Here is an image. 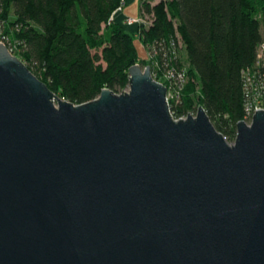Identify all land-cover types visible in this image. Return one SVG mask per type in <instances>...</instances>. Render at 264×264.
<instances>
[{"label": "water", "instance_id": "95a60500", "mask_svg": "<svg viewBox=\"0 0 264 264\" xmlns=\"http://www.w3.org/2000/svg\"><path fill=\"white\" fill-rule=\"evenodd\" d=\"M129 73L76 106L0 44V264H264V111L231 146Z\"/></svg>", "mask_w": 264, "mask_h": 264}, {"label": "trees", "instance_id": "16d2710c", "mask_svg": "<svg viewBox=\"0 0 264 264\" xmlns=\"http://www.w3.org/2000/svg\"><path fill=\"white\" fill-rule=\"evenodd\" d=\"M122 0H0V20L16 26L19 57L54 93L76 106L109 89L130 87L140 61L135 36L117 21ZM152 19L138 30L149 47L186 48L190 81L181 104L170 103L176 120L196 115V99L216 130L234 142L245 120L243 72L264 43V0H160L143 2ZM12 17V18H11ZM141 29V28H138ZM180 62L175 67L181 70ZM182 65V64H181Z\"/></svg>", "mask_w": 264, "mask_h": 264}, {"label": "rangeland", "instance_id": "374dc122", "mask_svg": "<svg viewBox=\"0 0 264 264\" xmlns=\"http://www.w3.org/2000/svg\"><path fill=\"white\" fill-rule=\"evenodd\" d=\"M148 2L150 3L152 6L155 5L156 3H158L160 0H144L143 2ZM127 4V1L125 0L124 5ZM123 4H121V8H123L124 6ZM125 8H127L124 11L125 16L127 17H131V16H136L137 18H124L123 20H121V23L124 24V26L127 28L128 32L131 33L132 35H137L135 36V46L138 50V54L140 57V61L144 62L143 65V69L150 67L151 71L153 72L154 67V61L151 59L153 54L151 52V49L149 48V44H145V42H143V39H141L138 30L141 31L142 30V23H140L141 21H145L147 22V28L149 29L150 26L152 25V19L150 16H147L146 14H144V12L142 11L141 13V9H140V0H136L134 3H128L127 6H125ZM2 10L0 8V14H1ZM121 12V10L119 11ZM141 14V15H140ZM140 15V16H139ZM139 16V17H138ZM12 18V17H11ZM128 19L130 20H134L135 22L133 23H125V20ZM127 20V21H128ZM137 21V22H136ZM150 25V26H149ZM141 28V29H138ZM145 29V30H146ZM16 31H17V27L15 26H6V24H4L3 21L0 20V44L5 45L8 50L13 54V52H20V44L18 43V39L16 37ZM262 33L264 35V28L262 27ZM180 54L178 57L179 62L182 64H180L181 66V71H183L185 73L184 77L179 78L178 76H173L172 74H174L173 72L167 73L165 75L162 76V73L164 72H168L170 70H172L170 67L166 66H161V68H159V73H160V77L161 79L159 81H161V84L164 85L166 88H168V96L170 98V102H174L175 104L179 105L182 102V97H183V93L185 92V88L187 87V85L189 84V82H192V79L190 80L189 77V73L188 70L190 68V64H189V60H188V56H187V52H186V48L184 47V45L182 43H180ZM155 48V47H154ZM14 55V54H13ZM15 56V55H14ZM17 57V56H16ZM21 62H23L19 57H17ZM177 60V61H178ZM260 61H262V65H264V53H261L260 56ZM24 63V62H23ZM25 64V63H24ZM140 65V64H138ZM183 76V73L181 74ZM197 91V87L195 89V95H193V99L195 100V107H197V111L200 108L199 106V101L198 99H196V92ZM130 92V87L126 88L123 92L124 93H128ZM57 97H59L61 100L66 101L61 95H57L55 94ZM261 103V102H260ZM56 107L58 108V102H55ZM259 108H261V110H264V104H262L261 106H259ZM244 122H249V120ZM249 125V124H248ZM227 143L231 146L234 145V142H230L227 141Z\"/></svg>", "mask_w": 264, "mask_h": 264}, {"label": "built area", "instance_id": "2783aa9c", "mask_svg": "<svg viewBox=\"0 0 264 264\" xmlns=\"http://www.w3.org/2000/svg\"><path fill=\"white\" fill-rule=\"evenodd\" d=\"M124 2L125 0H122L123 5H124ZM120 10H122V8ZM127 20L128 19L125 20V23L135 22L134 20H130V21L129 20L127 21ZM140 23H142L143 29H146L148 27L147 22L141 21ZM148 49H151V52L153 54L151 59L154 61L155 70H153L152 75L156 82L161 84V81H159L161 79L159 68H161V66H166V65L170 67L172 70L165 72V73L163 72L162 76L167 73L173 72L174 73L172 74L173 76L179 75V78L184 77L185 73L181 70L178 71V69L175 67V63L177 62L179 55L176 56V53L170 49V46L165 47L163 45H160V46H155V48L149 47ZM261 53H264V43L261 45L260 49L258 50V57H257L256 64L252 68L247 69L243 72V84H244V91H245V121L249 120V122H247V124L249 125L252 124L253 117L255 116V114L259 111H262L261 108H259V106L264 104V65H262V61H260ZM182 73H183V76L181 75ZM158 77H159V80L155 79ZM167 91H168V88H167ZM168 93H167V101L170 105L171 102H170ZM187 118L188 117H185L180 120H186ZM225 140L227 141L226 138Z\"/></svg>", "mask_w": 264, "mask_h": 264}, {"label": "crops", "instance_id": "0c3cea01", "mask_svg": "<svg viewBox=\"0 0 264 264\" xmlns=\"http://www.w3.org/2000/svg\"><path fill=\"white\" fill-rule=\"evenodd\" d=\"M127 1V4L128 3H134L136 0H126ZM143 1L144 0H140V9H141V13H142V4H143ZM157 1V0H156ZM127 4L126 5H124L123 6V8H122V10H121V12H119L118 14H117V21L118 22H121V20H123L124 18H137L135 15L134 16H131V17H127V16H125V14H124V11L127 9V8H125V6H127ZM141 15V14H140ZM139 15V16H140ZM138 16V17H139Z\"/></svg>", "mask_w": 264, "mask_h": 264}]
</instances>
